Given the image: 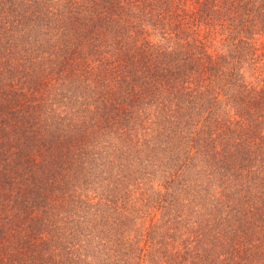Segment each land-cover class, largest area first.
<instances>
[{
  "label": "trees",
  "instance_id": "trees-1",
  "mask_svg": "<svg viewBox=\"0 0 264 264\" xmlns=\"http://www.w3.org/2000/svg\"><path fill=\"white\" fill-rule=\"evenodd\" d=\"M0 264H264V0H0Z\"/></svg>",
  "mask_w": 264,
  "mask_h": 264
}]
</instances>
